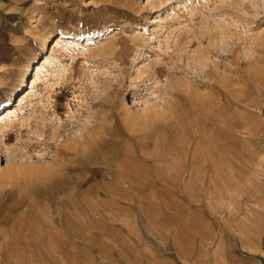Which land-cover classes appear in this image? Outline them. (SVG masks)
<instances>
[{
	"label": "rangeland",
	"instance_id": "1",
	"mask_svg": "<svg viewBox=\"0 0 264 264\" xmlns=\"http://www.w3.org/2000/svg\"><path fill=\"white\" fill-rule=\"evenodd\" d=\"M4 108L0 264H264V0H0Z\"/></svg>",
	"mask_w": 264,
	"mask_h": 264
},
{
	"label": "bare ground",
	"instance_id": "2",
	"mask_svg": "<svg viewBox=\"0 0 264 264\" xmlns=\"http://www.w3.org/2000/svg\"><path fill=\"white\" fill-rule=\"evenodd\" d=\"M61 41H62V38H54V40H53L54 47H58L59 46V43H61ZM43 63H45V61ZM41 71H42L41 66L40 67L36 66L35 71H34L35 73L33 75V78H31L32 80L30 82V87H29L30 90H32L33 87L35 86V83L37 82L38 75L41 73ZM23 76H24V74H23ZM30 93H31V91H29L27 89L24 90V91H22L21 94H20V95H22V99L20 100V102H23L24 99H26L27 97H29L31 95ZM10 100H11V96H10ZM155 111H152L153 112V115L157 114ZM15 115H16V113L14 111H12L10 108H4V110H2L0 112V118H1V120L11 121L12 120V117H14ZM169 116H170V114H169ZM219 150H221V151L222 150H225L224 145ZM75 163H73V164H75Z\"/></svg>",
	"mask_w": 264,
	"mask_h": 264
}]
</instances>
